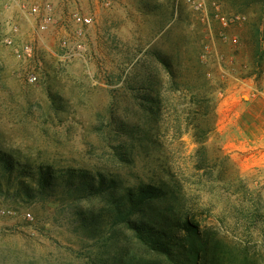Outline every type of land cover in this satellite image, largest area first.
Segmentation results:
<instances>
[{
    "label": "rangeland",
    "instance_id": "obj_1",
    "mask_svg": "<svg viewBox=\"0 0 264 264\" xmlns=\"http://www.w3.org/2000/svg\"><path fill=\"white\" fill-rule=\"evenodd\" d=\"M49 1L54 24L43 35L0 1L1 153L15 165L116 174L125 187L153 179L174 208L168 218L149 212L155 227L181 235L189 218L219 242L224 264H264V140L252 132L259 121L264 133V101L240 90L264 87V0H203L207 16L188 0ZM74 12L86 21L81 35ZM8 21L19 26L15 46L3 42ZM22 43L31 57L16 52ZM235 84L224 110L259 103L261 115L244 111L222 128ZM14 175H0V208L15 211L0 218V264L136 262L116 253L129 232L105 246L99 197L27 200L17 181L32 182ZM82 205L91 228L79 223Z\"/></svg>",
    "mask_w": 264,
    "mask_h": 264
},
{
    "label": "trees",
    "instance_id": "obj_2",
    "mask_svg": "<svg viewBox=\"0 0 264 264\" xmlns=\"http://www.w3.org/2000/svg\"><path fill=\"white\" fill-rule=\"evenodd\" d=\"M17 167L19 169H15ZM0 171L1 176L14 175L15 172L16 178L30 179V185L18 180L15 192V195L22 194L27 200L44 199L46 195L61 191L77 200L99 197L106 205L102 209L108 219L106 227L109 238L105 239V246L110 249L117 247L116 239L120 238V232H129L124 238L127 247L119 246L116 253L121 258H135L134 264L225 263L224 253L217 248L219 242L212 241L211 236L189 218H184L177 225L181 235L172 231L171 224L157 228L152 219H147L149 212L155 209H159L165 218L172 217L174 212L168 202L169 191L156 187L152 183L153 179H150L151 183L137 182L136 185L125 187L120 179L114 178H119L116 174L106 179L101 173L83 169L53 170L44 166L15 165L1 151ZM77 212L81 226L91 228L95 215L92 210H87L82 205ZM128 244L135 245L140 251L130 255Z\"/></svg>",
    "mask_w": 264,
    "mask_h": 264
},
{
    "label": "built area",
    "instance_id": "obj_3",
    "mask_svg": "<svg viewBox=\"0 0 264 264\" xmlns=\"http://www.w3.org/2000/svg\"><path fill=\"white\" fill-rule=\"evenodd\" d=\"M8 8H16L19 13L23 15H29L36 20L37 30L43 35L46 34L51 26L54 24V14L53 6L49 0H0ZM191 4L199 10L204 16L209 14L208 10L203 3V0H188ZM219 13H215L218 15ZM236 22L241 21L244 17L240 14L235 16ZM223 19V18H222ZM72 20L75 23V33L81 35L83 32V25L86 23L85 19L78 12L72 13ZM224 20V19H223ZM225 24V21H224ZM7 32L4 34L3 42L9 46H15L14 44V34L19 31V26L15 21H8L6 24ZM238 43V38L236 36V44ZM16 52L21 53L23 56L31 57L33 50L32 46L28 43H22L16 48ZM37 80L36 75L33 73L28 74V81L35 82ZM243 92L247 95L253 97H260L264 101V87L260 90L254 88H244L241 87ZM15 214V211L10 208L2 207L0 208V218L10 217Z\"/></svg>",
    "mask_w": 264,
    "mask_h": 264
},
{
    "label": "crops",
    "instance_id": "obj_4",
    "mask_svg": "<svg viewBox=\"0 0 264 264\" xmlns=\"http://www.w3.org/2000/svg\"><path fill=\"white\" fill-rule=\"evenodd\" d=\"M240 90L243 91L242 88H240ZM228 91H229V94L226 96L225 99H223L222 104L220 105L221 106L220 107L221 117L219 119V123H220V126L222 128L231 127V126L236 128V114L237 115H241L244 111H245V115H247V119H249V117L255 116V119L254 118L253 119L256 120L257 116L261 115L260 114L261 113L260 112L261 111V107H260L259 103L257 105H255V106H252L250 109H248L246 107H243L244 105L239 103L237 108L228 109V107H227V109L224 110L225 109L224 105L225 104H231L232 102H231L230 99H232V98L235 99L236 98V84H235V87L228 89ZM234 103H236V102H234ZM254 124H256L254 126V128H256V132H254V131H252V132L255 134V140L256 141L264 140V133L261 132V130H259V128H260L259 127V125H260L259 121H257ZM240 138H241V135H240Z\"/></svg>",
    "mask_w": 264,
    "mask_h": 264
}]
</instances>
